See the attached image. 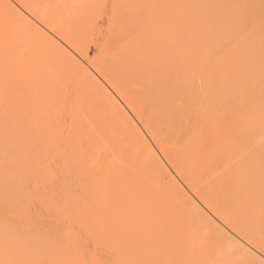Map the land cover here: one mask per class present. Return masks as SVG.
<instances>
[{"label":"bare ground","instance_id":"1","mask_svg":"<svg viewBox=\"0 0 264 264\" xmlns=\"http://www.w3.org/2000/svg\"><path fill=\"white\" fill-rule=\"evenodd\" d=\"M263 256L264 0H0V264Z\"/></svg>","mask_w":264,"mask_h":264},{"label":"rangeland","instance_id":"2","mask_svg":"<svg viewBox=\"0 0 264 264\" xmlns=\"http://www.w3.org/2000/svg\"><path fill=\"white\" fill-rule=\"evenodd\" d=\"M75 53V52H74ZM73 53V54H74ZM75 55L78 57V55L75 53ZM79 59H81L83 62H84V60L79 56ZM84 63H86V62H84ZM87 64V63H86ZM88 65V64H87ZM89 66V65H88ZM90 67V66H89ZM91 68V67H90ZM93 70V69H92ZM91 70V71H92ZM93 73H96L95 75L99 78V80H101V82L103 83V85L105 86V88H107L110 92H111V94L117 99V101L123 106V107H125V109L127 110V113L130 115V117L132 118L133 117V120H134V122L139 126V128H141V130L145 133V135L147 136V138H149V140L151 141V143L153 144V146L156 148V150L159 152V155H160V157H162V159H163V162L164 163H166L167 164V166L170 168V170L173 172V174H175V176L178 178V176L176 175V173L174 172V170L172 169V167L168 164V162L167 161H165L166 159H164V157L162 156V154H161V152L158 150V148L156 147V145L154 144V142L152 141V139L150 138V136L148 135V133L146 132V130H145V128L143 127V125L141 124V122L140 121H138L139 119L137 118V117H135V115L133 114V112L131 111V109L126 105V103L125 102H123L124 100L116 93V91H114V89L101 77V76H99L98 75V73L97 72H95L94 70H93ZM85 145V147H86V145H87V143L86 144H84ZM84 147V148H85ZM218 220V219H217ZM109 255L107 254V253H105L104 252V257L105 258H107ZM262 258V260H263V263L262 264H264V256L263 257H261Z\"/></svg>","mask_w":264,"mask_h":264}]
</instances>
